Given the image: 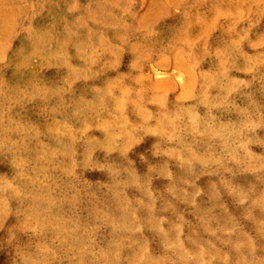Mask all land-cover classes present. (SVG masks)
Instances as JSON below:
<instances>
[{"label":"clouds","instance_id":"clouds-1","mask_svg":"<svg viewBox=\"0 0 264 264\" xmlns=\"http://www.w3.org/2000/svg\"><path fill=\"white\" fill-rule=\"evenodd\" d=\"M0 264H264V0H0Z\"/></svg>","mask_w":264,"mask_h":264},{"label":"rangeland","instance_id":"rangeland-1","mask_svg":"<svg viewBox=\"0 0 264 264\" xmlns=\"http://www.w3.org/2000/svg\"><path fill=\"white\" fill-rule=\"evenodd\" d=\"M150 143H151L150 140L149 141H146V143L144 145H142V146H140V148L136 149V152H140V151H143L144 149L148 148L150 146ZM137 163H138V167H140V169L143 171L144 166L141 165L139 163V161H137ZM156 183H157V186H159L161 182L158 181Z\"/></svg>","mask_w":264,"mask_h":264}]
</instances>
